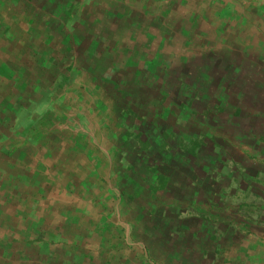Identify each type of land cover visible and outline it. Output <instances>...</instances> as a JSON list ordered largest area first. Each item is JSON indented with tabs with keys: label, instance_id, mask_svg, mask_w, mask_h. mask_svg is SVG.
I'll return each mask as SVG.
<instances>
[{
	"label": "crops",
	"instance_id": "obj_1",
	"mask_svg": "<svg viewBox=\"0 0 264 264\" xmlns=\"http://www.w3.org/2000/svg\"><path fill=\"white\" fill-rule=\"evenodd\" d=\"M224 1L0 0V264H264V145L253 152L243 139L264 137V14ZM72 66L68 122L21 137L14 121L35 112L34 91L54 89ZM187 101L195 119L218 123L224 164L213 177L209 163L171 161L170 145L152 172L132 151L141 143L123 139L143 132L131 119L147 117L159 123L142 133L148 155L166 131L177 143L198 137Z\"/></svg>",
	"mask_w": 264,
	"mask_h": 264
},
{
	"label": "rangeland",
	"instance_id": "obj_2",
	"mask_svg": "<svg viewBox=\"0 0 264 264\" xmlns=\"http://www.w3.org/2000/svg\"><path fill=\"white\" fill-rule=\"evenodd\" d=\"M87 1V0H86ZM247 1V0H246ZM248 1H251V2H254V1H252V0H248ZM240 1L239 0H237V3H239ZM250 2V3H251ZM260 4H258L256 7L253 5V4H250V3H245V4H247L245 7H248V9L249 10H247V12L250 14V15H253V14H256L255 12H253V10L254 11H256V12H258V14H260V15H263L264 13L262 12V5H264V0H259L258 1ZM223 3H225V1L223 0ZM257 3V2H256ZM86 5H88L87 3H85ZM244 4V5H245ZM117 5L119 6V7H123L124 6V3H123V0H117ZM238 5V4H237ZM227 11H229V12H232L233 14H234V11H233V9H232V4L231 3H227V7H225V13L227 12ZM224 13V14H225ZM232 13H227V14H225V15H230V14H232ZM264 16V15H263ZM264 20V19H263ZM225 25H227V24H225ZM99 47V46H98ZM103 47H104V45L102 46V51H103ZM90 56L91 57H88L90 60L91 59H94L95 57H94V55L92 54L91 55V53H90ZM98 58V57H97ZM90 62H88L87 64H89ZM94 64V63H93ZM126 66V65H125ZM73 67H75V66H73ZM49 70V69H48ZM51 70V69H50ZM74 69H72L71 71H69L70 72V74L71 75H69L68 76V79H66V78H64L62 75H57L56 76V80H55V82H54V89H48V90H46V91H44V89H42V88H39V89H37V90H35L34 91V94L36 95V96H38V100H34V102H31L30 101V103H31V108L32 109H35V112L34 111H32V110H30V109H28V108H26L25 107V109L26 110H24V111H22L21 112V114H20V118L19 119H17V120H15L14 122H15V124L13 125V126H15L13 129H15V130H20V129H23L22 130V132H21V137H23V138H30L29 140H32L33 138H34V136H35V134H37L43 127H46L47 125H48V123L45 121V118L46 117H44V115H46V116H48V113H50L51 112V114L53 113V114H55V112L56 111H59V109H63L65 112L66 111H69L70 110V106L68 105V104H66L67 103V100H68V97H64V95H66L67 94V92L65 93V90H67L68 89V94L70 93L69 91L71 90L70 88H67L66 86H71V85H73L74 83H73V78H74V75L76 74L74 71H73ZM72 72V73H71ZM135 74V72L133 73V75ZM120 83V82H119ZM61 88L63 89V90H61ZM62 92V94H58L59 92ZM109 93H112V91H109ZM115 94V93H114ZM63 97V98H62ZM159 98L161 97L160 95L158 96ZM19 98V97H18ZM77 98H78V96H77ZM111 98H113L114 99V101H116V100H118L119 99V97L117 96V95H114V96H112ZM121 98V97H120ZM51 99H52V101H51ZM22 101H24V99H21ZM48 104V105H47ZM70 104V103H69ZM166 104V103H165ZM168 104V103H167ZM185 104V103H184ZM168 105H170V104H168ZM178 105H180V103L178 104ZM44 106H50L49 108L50 109H45V107ZM102 106V105H101ZM100 105H98V108L99 107H101ZM160 106V105H159ZM163 106L161 105V108H162ZM230 107V106H229ZM224 108V110H225V114H230L228 111H231L230 110V108H228L226 105H224V106H220L219 108H218V111H220V113L221 112H223V111H221L222 109ZM183 109V108H182ZM47 110V111H46ZM31 111V112H30ZM94 111V110H93ZM162 112H160L159 110H158V112L161 114V116L163 117V118H165L166 116H168V114H169V111L167 110V111H165V112H163V110H161ZM124 113V114H123ZM128 114H130V113H128ZM127 112H126V110L124 111H122V113H119V117H120V119L121 118H126L127 117ZM36 115H38V118H35V116ZM89 115L92 117V114H90L89 113ZM44 117V119H42ZM73 119V121H74V123L75 124H77V126H81V127H84L85 129H86V127L88 126V122L87 121H84V119H83V117L79 114V115H77V117H75V118H72ZM150 119L151 118H145V119H143V121L141 122V124H139V126H143V127H146V129L149 127V126H151V128L153 127V128H156V129H159V123H153L152 124V122H150ZM122 120V119H121ZM126 121V120H125ZM102 122V121H101ZM106 122L107 121H104V124H106ZM130 122H132L133 124H134V126L136 125V120H135V118L134 119H131L130 120ZM158 122H160V123H162L161 121H158ZM53 123V122H52ZM104 124H102V125H104ZM217 125H218V123L215 121L214 122V127L216 128L217 127ZM161 126V125H160ZM136 131V130H135ZM90 131H88V133H89ZM33 133V134H32ZM245 133H247V134H250L251 133V130H247V131H245ZM253 133H255L254 131H253ZM108 134H110L109 132H108ZM238 134V133H237ZM112 135H113V137L115 138L116 136L115 135H117V133L116 132H113L112 131ZM183 137H181V138H179V140L180 141H185V144H187V146H183L181 143H177L176 142V138H170L171 140V142H169L168 141V138H169V133L167 132L166 133V136H165V138H164V140H163V135H160V139H159V135H156V136H154L153 137V140H158L159 139V147L161 148V149H165V147H167V145H170L171 147H172V149H174L175 151H173V155H174V157L176 158H179V160H181L180 158H182L183 159V161H185V159L186 158H188V159H190V160H193V161H201L202 163H203V165H207L208 163L207 162H205L203 159H201V157L199 158V160L197 159V155H195V153H194V149H195V147L196 146H194V142L192 141H189L190 140V138L188 139V137H186V136H184V135H182ZM209 136V138H210V140H211V142H214V140H215V142L218 140V138L216 137V139L215 138H213L212 137V135H208ZM221 136H222V133H221ZM87 137V136H86ZM85 137V138H86ZM91 138V137H90ZM128 138V137H127ZM127 138H125V137H123V139L125 140V141H127ZM155 138V139H154ZM236 138H237V136H236ZM243 139L245 140L244 142H247L248 144H250L249 146H250V149H251V151H253V152H257V147H258V145H264V137H258L257 135H250L249 137H243ZM129 141H133V142H135L136 144H139V141H135V134H132V136H131V139L129 140ZM162 141H164V143L162 142ZM220 141H222V143L224 144L225 142L223 141V139H221L220 138ZM87 142H88V140H87ZM162 142V143H161ZM166 142V143H165ZM242 142V143H241ZM243 141H241V140H239V146H242V144L243 145H245V143H244ZM84 144H86V142H84L83 143V145ZM92 144V143H91ZM95 147H88V148H90V150H91V152H92V154L90 155V156H92V160H93V162L95 163V165H97L98 164V166H99V164L101 163V161L103 160V157H105V155H104V152L102 153L101 151L99 152L98 151V148H96L97 147V145L96 144H93ZM131 147H132V145L131 144H129ZM220 145H222V144H219V146ZM238 145V144H237ZM216 147H215V151H212V152H215L216 153V156L214 157L215 158V162L214 163H212L211 165H214L215 166V171H217V169L218 168H220V167H222V165L224 164L223 163V160L220 158V156L222 155L223 156V154L221 153V149H219L218 150V147L219 146H217V145H215ZM136 147H134L133 148V150L132 151H134L135 152V149ZM139 148H140V150H141V146H139ZM145 148V147H144ZM135 154V153H134ZM148 155V153H145V155ZM186 155H187V157H186ZM234 155H238V153H236L235 152V154ZM149 156V155H148ZM251 158H252V155H251ZM164 159L165 160H167L168 159V157H164ZM201 159V160H200ZM114 164H115V166L117 165V167L120 169L121 168V166H122V160H119L118 159V161L117 160H115V162H114ZM153 166H154V164H153ZM184 166H185V164H184ZM159 167V166H158ZM158 167H156V168H154L155 170H158ZM123 169H125V166H123L122 167ZM96 169H98V167L96 168ZM154 169L152 170V172H157V171H154ZM90 168H88V172L90 173ZM116 171H117V169H116ZM91 173H92V171H91ZM146 173V172H145ZM154 181H157V182H159L158 181V178H154ZM156 189V188H155ZM138 190H142V187L140 188V189H138ZM242 197V196H241ZM125 199V198H124ZM102 200L103 199H101L98 203H96V205L100 208V209H102V211H105V210H107V209H110V207L107 205L106 207H104L105 205H104V203L102 202ZM126 200V199H125ZM123 209V208H122ZM221 220H222V218L223 217H219ZM95 230H107V229H105V226H100L99 228H94ZM115 235H117V234H115ZM109 241V240H108ZM121 243L120 244H118L119 246H121L122 244H123V240L121 239ZM110 243V242H109ZM124 246H126V243H124ZM112 246H111V244H109V248H111ZM152 249V248H151ZM153 250V249H152ZM135 251V250H134ZM99 253H100V251H98ZM181 256H180V260H181ZM92 259V258H91ZM95 258H93V260H94ZM177 259H179V257L177 258ZM89 260V259H88ZM179 260V261H180Z\"/></svg>",
	"mask_w": 264,
	"mask_h": 264
},
{
	"label": "trees",
	"instance_id": "obj_3",
	"mask_svg": "<svg viewBox=\"0 0 264 264\" xmlns=\"http://www.w3.org/2000/svg\"><path fill=\"white\" fill-rule=\"evenodd\" d=\"M47 1H49V0H47ZM51 1V0H50ZM72 2H73V0H71ZM67 5H69V4H67ZM69 12H70V10H71V7L70 8H68L67 9ZM62 14V13H61ZM57 15H58V13H57ZM64 59H65V61H66V57H64ZM64 59H60V62H63L64 61ZM73 69V66L72 67H70L69 68V71H71ZM69 71H67L65 74H63V73H61L60 75H62L64 78H66V79H68V76L69 75H71L70 74V72ZM72 73V72H71ZM45 80H49L50 79V77H48V75L47 76H45ZM74 79V78H73ZM70 86H68V88H69ZM61 90H63L62 88H61ZM102 90H104V89H102ZM193 90H195V89H193ZM71 91V90H70ZM109 91H112V89H110ZM61 92V91H60ZM67 91L65 90V93H66ZM62 93V92H61ZM68 93V92H67ZM110 95H111V97L112 96H114L115 94L112 92V93H109ZM194 96V95H193ZM193 99V98H192ZM192 101H194V100H192ZM192 101L191 102H189V101H187L185 104L183 103V105L182 106H187V109H188V113L189 114H192L193 115V119L192 120H194L193 121V124L195 125V120H197L198 121V126H199V128H200V130H201V133H200V135L198 136V137H192V139H190L189 141H193L194 142V146H196L195 147V149H194V153H195V155H197V159L199 160V158L201 157V159H203L205 162H207V163H209V164H212V163H214L215 162V158L213 157V156H211V153L209 152V150H208V148L210 147V145H212V144H214V145H217V141L215 142V140H214V142H211V140H210V138H209V136L208 135H212V137L213 138H215L216 139V136L212 133V125H213V123L215 122V120H212V119H210V118H208V119H206V116H208L209 115V113L208 112H204V113H202V114H200V115H197V117H196V119H195V116H194V114L192 113L193 112V108H194V106H192ZM66 104H68L69 106H70V110L69 111H64L63 109H59V111H56L55 112V114H54V116H52V118L53 119H50V118H48L47 120H45L46 122H48V123H66V122H68L67 120H68V116H69V113H72V111H73V105L72 104H69V103H66ZM214 109H216V107H214L213 109L211 108L210 109V113L214 110ZM51 120V121H50ZM192 120H190V121H192ZM137 122H136V124H138V125H135V128L136 127H138V129H140L141 131H143V132H141V133H139V134H135V141H139V143H141V145H142V147H141V150H140V148L138 147V146H136V150H135V155L136 156H138V157H142V158H145V161H147V165H148V169H150V170H153L154 168H156V167H158L160 164H162V156H163V153H164V151H163V149H159V148H155V149H157L156 151H153V153L151 154V153H149V156L146 154L145 155V153H148V151L149 150H151V148H153V146H151V142L149 141V140H146L145 141V143L143 144V141H141V139L143 138V134H145V133H147V131H146V127H143V126H139V124H141V122L143 121L142 119H138V120H136ZM73 122V121H72ZM193 125V129H194V126ZM166 128V127H165ZM148 129V128H147ZM143 133V134H142ZM166 133H167V131L163 134V138H165V136H166ZM131 135L132 134H128L126 137H128L129 138V140L131 139ZM127 138V139H128ZM168 140H170V133H169V138H168ZM178 143H181L183 146H187V145H185L184 143H183V141H179ZM145 147V148H144ZM171 148V147H170ZM170 153H172V157H171V161H174L175 160V157H174V155H173V152L172 151H170ZM177 158V157H176ZM221 159H222V157H220ZM200 159V160H201ZM190 160V159H189ZM191 161H193V160H191ZM150 162V163H149ZM198 162V161H197ZM153 164H154V166H153ZM192 169V171L194 172V168H191ZM211 169H213L212 171H210ZM215 166L214 167H212V168H210L208 171H210L209 172V176H211V177H213L214 175H216V174H219V173H214L213 174V172L215 171ZM219 169H221V167L220 168H218L217 169V171L219 170ZM155 170V169H154ZM196 170H198V168H196ZM205 172L207 171V170H204ZM197 172H199V171H197ZM237 172V171H236ZM220 176L221 175H218V177L220 178Z\"/></svg>",
	"mask_w": 264,
	"mask_h": 264
}]
</instances>
